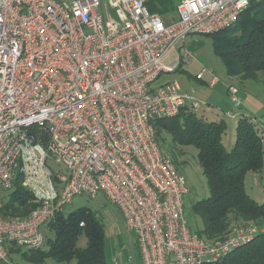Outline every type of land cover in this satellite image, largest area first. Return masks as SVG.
Returning a JSON list of instances; mask_svg holds the SVG:
<instances>
[{"label": "built area", "instance_id": "obj_1", "mask_svg": "<svg viewBox=\"0 0 264 264\" xmlns=\"http://www.w3.org/2000/svg\"><path fill=\"white\" fill-rule=\"evenodd\" d=\"M146 1L106 0L112 20L101 0H0V209L18 174L38 203L27 216L0 214L1 264H20L8 260L9 244L40 249L44 226L83 194L103 192L120 209L141 264L217 262L264 230L250 223L212 240L192 232L186 176L154 128L156 117L206 104L160 81L189 59L182 42L233 27L260 0H177L173 19ZM196 79L220 82L206 69ZM228 94L241 106L236 86Z\"/></svg>", "mask_w": 264, "mask_h": 264}, {"label": "trees", "instance_id": "obj_2", "mask_svg": "<svg viewBox=\"0 0 264 264\" xmlns=\"http://www.w3.org/2000/svg\"><path fill=\"white\" fill-rule=\"evenodd\" d=\"M207 36L213 37L214 51L224 63L228 76L255 78L256 74L264 73V0L252 2L233 27ZM195 112L184 107L176 116L154 120L160 141L164 131L171 135L173 144L198 149V160L210 195L192 204V211L199 216L202 225L192 228L189 224L191 231L211 240L222 238L230 230L231 213L235 215L233 221H257L264 228V202L251 198L246 190L247 173L261 171L264 167V134H260L258 123L241 116L235 128L236 140L228 151L223 144V134L228 127L226 121H207ZM42 137L47 140L48 134ZM12 187L5 195L0 214L27 216L38 205L34 194L23 186L21 174L17 175ZM63 208L47 223L54 237L44 238L48 244L46 248L22 251L9 244L10 250L22 251L33 263L51 258L66 263L76 260V264H109L104 226L96 213L81 207L65 215ZM82 235L87 239L84 246L79 245ZM205 264H264V230L225 258Z\"/></svg>", "mask_w": 264, "mask_h": 264}, {"label": "rangeland", "instance_id": "obj_3", "mask_svg": "<svg viewBox=\"0 0 264 264\" xmlns=\"http://www.w3.org/2000/svg\"><path fill=\"white\" fill-rule=\"evenodd\" d=\"M101 10L105 16L109 19L116 20V14L114 9L109 6L105 7L106 0H101ZM155 0H152L154 3ZM107 3V2H106ZM241 18V17H240ZM213 37L207 36L204 34H191L183 42L182 45L189 52V59L187 62L183 63L180 68H178L174 73L164 74L161 76L160 81H177L180 84V87H188V83L192 87L196 88L194 94L197 98L206 101L207 107L214 108H223L220 112L225 113L232 108L234 109V103L227 92L226 85L229 83L228 87L233 85L239 89L242 84L244 85L243 89L246 88V84L249 83V92L246 91V95L249 96L252 106L249 107V104H246L245 110L250 119L255 117L260 118L258 105H253L264 100V73L256 74L254 76H237L232 78L227 75L225 65L221 59L216 55L213 47ZM206 70H213L215 74L219 77L220 82L214 86H208L205 82H201L196 79L197 73ZM209 73L206 72L205 80H208ZM246 81V83H244ZM231 82V83H230ZM246 85V86H245ZM192 90V89H191ZM190 90V91H191ZM251 92L258 97L252 95ZM262 95V100L260 97ZM248 105V106H247ZM204 105L196 111L200 117L202 111H204ZM206 107V108H207ZM206 111V109H205ZM204 111V112H205ZM225 115V114H224ZM229 121L226 132L223 134V144L225 145L226 150L230 151L236 140V132L234 127H232L233 120H230L229 117L224 116ZM206 118V117H205ZM204 118V119H205ZM209 121L208 119H206ZM259 126V125H258ZM260 128V127H259ZM162 146L165 151L172 156L175 164L177 165L179 171L186 176L187 184L189 187V192L185 196V215L188 219L189 224L192 228L196 226H201L202 222L199 219V216L192 211V204L197 200L206 198L210 195V190L207 184L205 175L203 174L202 167L200 166L198 160V149L194 146H179L172 143L171 135L167 132L161 133ZM246 190L247 193L256 200L257 202H264V167L261 171H250L247 174L246 178ZM87 207L90 210L94 211L104 226L105 230V250L108 258L109 264H113V259L117 258L120 264H141L140 261V252L137 243V237L134 232H131L125 222L124 216L120 209L114 205L107 196L100 192L97 196L90 197L86 194L77 195L71 202L67 203L63 212L65 215L70 214L71 212L78 210V208ZM234 213L229 215L231 222L230 230L241 225H246L250 223H255L258 225L257 221L250 222H237L233 221ZM46 238L54 237V232L47 228V224L43 228ZM85 235L80 236L79 245L84 246L86 244ZM45 242L43 248L47 247ZM18 247V246H17ZM11 247H8L10 251L8 260L10 262H18L20 264H76V260L71 262H58L54 259H47L43 263H33L30 262L27 258L22 255V251H26L21 248L22 251L14 252ZM131 255L133 260H128V256ZM1 264V263H0ZM7 264V263H2Z\"/></svg>", "mask_w": 264, "mask_h": 264}, {"label": "crops", "instance_id": "obj_4", "mask_svg": "<svg viewBox=\"0 0 264 264\" xmlns=\"http://www.w3.org/2000/svg\"><path fill=\"white\" fill-rule=\"evenodd\" d=\"M151 1L152 0H147L146 1V4L148 6V9H150V11L155 12V13H159L165 19L176 18V8L175 7H176L177 0H155L154 3H152ZM209 77H210V75H209ZM232 78H236V77H231V79ZM244 83H246V81ZM228 85H229V83L226 85L227 88H228ZM246 85H245L246 88H244V89H243V87H244L243 84L240 86V87H242V88H240V92H239V95H240V97L242 99L241 106L234 107V109L232 108V110H230V111H233V113L235 114L234 116L228 115L227 112H225V113L220 112L221 109L224 110L223 108H216L217 110H214V108H210L209 106L207 107V105L205 104L204 105L205 107H204L203 110L205 111V109H206V111L205 112L202 111V113H201L203 118L206 117L205 119H208L209 121H219V120L223 119V120L226 121L227 126H230L229 125V121H227V118L224 117V116H227V117L230 118V120H233L232 127H234V131H235V128H236V125H237V122H238L239 118L241 116L248 115L246 113L247 110H245L246 104L248 103L249 107H253L252 103H251V100H249V96L246 95V91L249 92V88H250L249 86L250 85H249V83H247ZM182 89L184 91H190L191 89L195 90L196 88L192 87L191 84L188 83V87H183ZM227 92H228V89H227ZM251 94L256 96V98L258 97L257 95L253 94L252 92H251ZM260 97H261V100H262L263 97H262L261 93H260ZM198 99H200V98H198ZM201 101L206 103V101H204V100H201ZM253 105H255V106L258 105L259 108H260L259 110H257V113H259L260 118L255 117L254 120L256 121V123H258V125H259L258 127H260L259 128L260 134H264V100H262L261 102L259 101V104L256 103V104H253Z\"/></svg>", "mask_w": 264, "mask_h": 264}]
</instances>
